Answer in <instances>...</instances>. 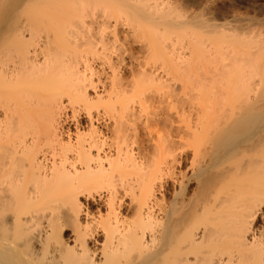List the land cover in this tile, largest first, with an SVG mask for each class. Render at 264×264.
<instances>
[{
    "label": "bare ground",
    "instance_id": "obj_1",
    "mask_svg": "<svg viewBox=\"0 0 264 264\" xmlns=\"http://www.w3.org/2000/svg\"><path fill=\"white\" fill-rule=\"evenodd\" d=\"M200 15L0 0V264H264V30Z\"/></svg>",
    "mask_w": 264,
    "mask_h": 264
},
{
    "label": "rangeland",
    "instance_id": "obj_2",
    "mask_svg": "<svg viewBox=\"0 0 264 264\" xmlns=\"http://www.w3.org/2000/svg\"><path fill=\"white\" fill-rule=\"evenodd\" d=\"M169 1H171L174 6H176L179 10H181L184 13L188 15L201 14L200 16L207 19V21L211 23L214 22V24L217 25L224 24L225 26L226 25L233 26V23H235L234 26L237 27L241 26L242 28H244L247 26L245 28L246 31L247 29L250 30L251 28H253L254 30L256 29L257 31L264 30V0H169ZM246 22L249 24L250 28H248V24ZM243 23L245 24V26ZM262 33H264V31Z\"/></svg>",
    "mask_w": 264,
    "mask_h": 264
}]
</instances>
